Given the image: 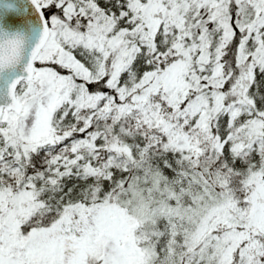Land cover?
I'll list each match as a JSON object with an SVG mask.
<instances>
[{
  "label": "snow or ice",
  "instance_id": "1",
  "mask_svg": "<svg viewBox=\"0 0 264 264\" xmlns=\"http://www.w3.org/2000/svg\"><path fill=\"white\" fill-rule=\"evenodd\" d=\"M0 264H264V0H0Z\"/></svg>",
  "mask_w": 264,
  "mask_h": 264
}]
</instances>
